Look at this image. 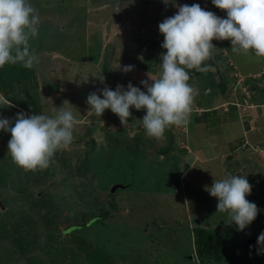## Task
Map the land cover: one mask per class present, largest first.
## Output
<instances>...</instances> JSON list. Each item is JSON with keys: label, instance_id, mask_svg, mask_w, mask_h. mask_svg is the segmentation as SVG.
Instances as JSON below:
<instances>
[{"label": "rangeland", "instance_id": "rangeland-1", "mask_svg": "<svg viewBox=\"0 0 264 264\" xmlns=\"http://www.w3.org/2000/svg\"><path fill=\"white\" fill-rule=\"evenodd\" d=\"M31 3L40 15L39 35L30 44L38 55L34 67L42 114L53 115L54 107L70 108L80 121L74 130L80 137L68 149L58 151L44 170L25 171L14 163V173L10 162L1 157L0 264H264V254L258 253L257 245L258 236L264 232V180H257L264 173V165L253 150L264 149V141L257 143L259 147L239 145L235 150L238 155L224 165H220L219 156L192 164L182 155L179 139L145 141L147 138L139 135L138 141L133 132L126 134L128 125H123L110 109L101 117L93 116L88 114L90 106L86 103L89 94L99 95L101 89L108 87L104 83L91 88L92 79L102 83L101 76L104 79L113 74L116 85L125 86L129 76L141 69L133 66L131 71H123L129 63L142 59L150 38L162 44L164 37L158 26L177 13V5L200 4L223 18L226 11L216 8L211 0ZM96 32L102 41L90 36ZM212 43L217 48L213 59L207 61L211 69L223 64L234 70L236 64L240 70L239 61L248 60L239 55L234 61L230 54L221 51L231 48L230 41ZM100 50L101 56L106 52V58L96 63ZM158 55L153 56L158 64L148 73L160 72L161 50ZM88 59L91 63H87ZM251 59L256 62L258 57ZM232 75L233 71L230 78ZM208 76H191L189 83L199 90L211 79ZM259 79L264 83V74ZM48 85L57 91L45 95ZM263 90L264 87L260 91ZM228 93L224 90L223 99L233 101L232 93ZM209 132L221 135L213 122ZM165 133L168 135L169 131ZM129 135L133 137L127 141ZM223 142L215 146L222 152L227 143ZM228 142L226 152L237 146ZM61 159L66 163L61 165ZM228 173L247 176L252 190L246 199L260 209L244 231H237L227 214L217 211V198L205 190L214 179ZM122 185L127 186L119 187ZM114 186L116 189L111 192ZM39 192L45 198L36 212ZM101 208L109 214L91 219ZM70 225L80 227L65 231ZM198 227L221 232L228 238L221 260L202 261L197 255ZM81 237L86 240H78Z\"/></svg>", "mask_w": 264, "mask_h": 264}, {"label": "clouds", "instance_id": "clouds-1", "mask_svg": "<svg viewBox=\"0 0 264 264\" xmlns=\"http://www.w3.org/2000/svg\"><path fill=\"white\" fill-rule=\"evenodd\" d=\"M211 3L225 10L226 18L205 10L200 4H184L177 5V13L159 24L164 37L161 48L165 51L160 58L159 75H148L150 83L141 81L146 92L131 82L126 88L124 85H117L115 90L105 87L99 95L96 92L88 95V114L101 117L110 109L127 125L131 109H143L146 114L140 120L145 135L161 140L169 127L189 123L199 95L198 89L189 83L190 71L207 73L211 69L206 62L213 59L217 48L213 40L230 41L233 53L264 58V0H211ZM39 24L40 15L31 0H0V69L16 64L32 69L38 63L30 41L38 37ZM132 69L128 65L123 71ZM53 113H18L14 126L11 119L0 116V131L11 134L8 152L13 162L25 171L47 169L55 154L68 149L74 141V130L80 121L73 111L62 106L54 107ZM205 190L217 198V211L226 213L237 231L248 228L260 212L254 202L246 199L252 190L247 176L228 173L214 179ZM257 245L258 253L264 254V232L258 236Z\"/></svg>", "mask_w": 264, "mask_h": 264}, {"label": "crops", "instance_id": "crops-1", "mask_svg": "<svg viewBox=\"0 0 264 264\" xmlns=\"http://www.w3.org/2000/svg\"><path fill=\"white\" fill-rule=\"evenodd\" d=\"M221 51L230 54L234 61L235 58L237 59V56L239 55H243L248 58V60H246V62L244 63H242V61H239L240 70L237 68L236 64L234 66L235 69L243 76L244 80H242L240 84L237 85V89L234 90V93H232V90L235 86V81L233 82L230 79V73L232 71L234 72V70H232L229 65L225 66L223 64H219L218 69L215 68L211 70V72H215V74L209 73L210 71H208L206 74L209 75L211 79L208 78L207 83L204 84L198 90L199 95L195 98L193 111L191 113L189 123L185 126L169 127L166 130L169 131V134L167 135L165 133V137L160 140L175 141V139H179V148L183 149L184 153L182 155L186 158L188 163L193 162L192 164H194L195 162L200 161L216 160V156H219L218 160L220 162V165H224L226 160H231L236 157V155H238L235 150L239 145H241V147H244L245 144H257L264 141V90L260 91L261 89H263L264 86L258 76L263 67L262 58L258 57L257 61L255 62L253 61V59H251L255 55L251 53L247 55L236 54L232 52L231 48H225ZM100 62H102V60H100ZM87 63H91V60L88 59ZM112 64L114 63L112 62ZM129 64L132 65L131 63ZM132 66H135L137 68L135 63H133ZM147 71L148 70H142L137 68V73L136 71H134V74H132V76H129L130 80L126 81L125 88L127 87L129 82H131L133 86H137L138 83H140L141 90L146 92V88L143 84H141V81H149L150 83L148 75L154 77L159 75L158 71L150 73H148ZM219 72L221 73V75H223V77H226L225 79L228 80V84L225 85V87L230 94L232 93L230 98L234 102L241 101V99L243 98V88L249 90L250 97L247 106H243L241 109H238L236 105L232 103L233 101L225 100V98L223 99L224 95L219 90V86L217 83L219 76L218 78H216L217 76L214 77L215 75H218ZM202 74L205 73H200L191 76L200 77V75ZM113 79L114 76L108 77L106 75L105 78L102 80V83H99L97 82V80L92 79V82L89 83V85L91 88H93L97 84L107 83L109 88L115 90L117 82H114ZM205 87L208 88L207 91H204ZM195 106L201 107L202 110H195ZM131 110V112H139L140 115L133 114L131 117H129V123L127 124L128 130L126 134H129L130 132H135V137L138 138V141L140 136H144L145 138H147V140L145 141H154L153 138H149L145 135L142 122L140 120L143 118L141 114H145L146 112L143 109L136 110L135 108H132ZM212 119L214 121H212ZM211 122L215 124L216 130L221 131V135L209 132ZM221 136L222 139H219ZM132 137L133 136L130 135L127 136V141ZM218 139L219 141H217ZM200 141L210 142H208L207 144H203L199 143ZM213 141H215L214 146L211 145V142ZM221 141H224L223 143L227 142L225 144L223 152L222 150H218L215 147L216 144ZM228 141H232L234 145L237 143V146L233 147L232 149L226 152V145L229 144ZM199 144L200 146L198 148ZM220 146L221 145H218L217 147L219 148ZM195 157H198V159H196Z\"/></svg>", "mask_w": 264, "mask_h": 264}, {"label": "trees", "instance_id": "trees-1", "mask_svg": "<svg viewBox=\"0 0 264 264\" xmlns=\"http://www.w3.org/2000/svg\"><path fill=\"white\" fill-rule=\"evenodd\" d=\"M98 7L99 6H93L92 8L96 9ZM202 8L210 11L209 9H207V7H202ZM223 12L225 11L223 10ZM90 36H94L98 40L102 41L101 35L97 32ZM149 41L150 42L147 43V46H146L147 48L145 49L146 51L144 52L142 59H140L139 61H136L135 63L137 67L143 70L144 69L149 70L150 68L156 66L158 63H157V60L153 58V56L156 55V57H159L160 55H158V51L161 50L162 53L165 51L164 49L161 48V43H158L159 41H157L155 38L152 37L150 38ZM157 47H159L160 49H157ZM37 51L41 52L42 49L37 50ZM105 58H106V52H104V54L101 56V50H100V54L96 62L98 60L105 61ZM216 69H218L217 65H216ZM211 70L212 69L209 70L210 71L209 73L215 74V72H211ZM200 73L201 72H196L195 70L190 71V75H197ZM107 76L110 77L114 75L107 74ZM214 77L218 78L217 80V83L219 86L218 88L221 91V93L224 94V90H226L225 85L228 84L227 83L228 80L225 79L226 77H223V75H221L220 72L218 75H215ZM230 79L233 82L235 81V77L233 75L231 76ZM39 89H40V85L38 83V74H37L35 67H33L32 69H26L22 67L21 65L16 64V65H6L4 68L0 69V116L11 119L13 122L12 126H14L15 117L18 113H25V114L27 113L28 115L38 114L39 112L42 113L41 107L43 105L41 104L39 105V102H38L39 93H40ZM56 91L57 89H55V87H53L52 85H48L47 89H45V95L46 93L49 95L51 92H56ZM79 137L80 136H78V138ZM10 138H11L10 133L3 132L1 134L0 132V141L3 143V144L0 143L1 145L0 146V161H3L1 159V157H3L6 162H10L9 164L13 168V172L15 173L14 162L11 158V154L8 152V141L10 140ZM76 138H77V134L74 140L78 139ZM4 141H7V142L4 144ZM73 142L76 143L78 141H73ZM258 158L262 161L264 165V157H261L259 155ZM59 163L63 165L66 163V161L61 159L59 160ZM259 175L260 176L258 177L257 180H260V181L264 180V173L259 174ZM126 186L127 185H122L119 187H126ZM39 194L40 195L39 196L37 195V197L35 198V200L37 201L36 203L37 206L34 207V210L36 212L39 210L38 205L40 201L42 200V198H45L42 195L43 193L41 194L39 192ZM58 205H59V202H58ZM107 214H109V212L101 208L100 213L91 219L96 220V217H103V216H106ZM90 221L88 224H90ZM77 227L79 228L80 226L70 225V227L66 229L65 231H69L72 228L74 229H72L71 231H74ZM22 238L23 237L20 236L19 239H22ZM195 239H196L195 241L197 245V255L202 259V261L203 260L208 261L210 259L219 261L222 259L224 245L228 242V238L224 234L218 231L217 232L207 231L206 229L198 227L197 229H195ZM78 240H86V239L81 237ZM80 242L82 243L83 241H80Z\"/></svg>", "mask_w": 264, "mask_h": 264}, {"label": "built area", "instance_id": "built-area-1", "mask_svg": "<svg viewBox=\"0 0 264 264\" xmlns=\"http://www.w3.org/2000/svg\"><path fill=\"white\" fill-rule=\"evenodd\" d=\"M261 74H264V65H263V67H262V69L260 71V74H258V76H260ZM234 77L236 79V84H240V82L242 80H244L243 76L235 69V67H234ZM234 89H236V88H234ZM243 92H244V95H243V98L241 99V101H236V103H235V105L237 106L238 109L242 108L243 106H246L248 104V102H249L248 101L249 97H250L249 90L246 89V88H243ZM255 150L259 153V155L261 157H264V149L256 148Z\"/></svg>", "mask_w": 264, "mask_h": 264}, {"label": "bare ground", "instance_id": "bare-ground-1", "mask_svg": "<svg viewBox=\"0 0 264 264\" xmlns=\"http://www.w3.org/2000/svg\"><path fill=\"white\" fill-rule=\"evenodd\" d=\"M255 77H258V76H255ZM244 79V78H243ZM235 86H234V88H236L237 89V85H239V84H236V79H235V84H234ZM235 89V90H236ZM197 107H199V106H195V108H197ZM255 146H257V147H259V145L258 144H254ZM246 146H247V148H252L250 145H247V144H245V146H244V148H246ZM253 150H255L254 148H253ZM256 151V150H255ZM254 151V152H255ZM257 152V151H256Z\"/></svg>", "mask_w": 264, "mask_h": 264}, {"label": "water", "instance_id": "water-1", "mask_svg": "<svg viewBox=\"0 0 264 264\" xmlns=\"http://www.w3.org/2000/svg\"><path fill=\"white\" fill-rule=\"evenodd\" d=\"M115 188H116V186H114V187L111 189V191H114V190H115Z\"/></svg>", "mask_w": 264, "mask_h": 264}]
</instances>
